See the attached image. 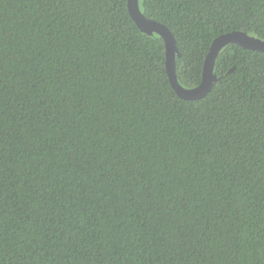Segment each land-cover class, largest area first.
<instances>
[{"label":"trees","instance_id":"16d2710c","mask_svg":"<svg viewBox=\"0 0 264 264\" xmlns=\"http://www.w3.org/2000/svg\"><path fill=\"white\" fill-rule=\"evenodd\" d=\"M200 82L264 0H139ZM201 99L126 0H0V264H264V51L229 44Z\"/></svg>","mask_w":264,"mask_h":264},{"label":"water","instance_id":"95a60500","mask_svg":"<svg viewBox=\"0 0 264 264\" xmlns=\"http://www.w3.org/2000/svg\"><path fill=\"white\" fill-rule=\"evenodd\" d=\"M126 5L131 18L142 32L148 35L155 33L162 37L166 74L172 89L181 99L197 100L209 93L213 83L218 79L213 68L215 59L223 47L234 43L246 49L264 51V40L244 31L233 30L219 34L212 40L205 55L200 82L193 87L186 88L180 85L176 76L175 60L179 51L171 31L164 24L144 16L139 8V0H126Z\"/></svg>","mask_w":264,"mask_h":264}]
</instances>
